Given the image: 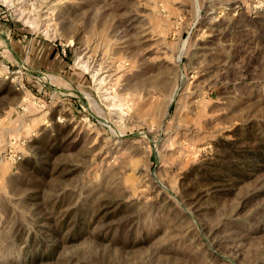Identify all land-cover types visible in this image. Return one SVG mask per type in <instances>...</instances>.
<instances>
[{"label":"rangeland","instance_id":"1","mask_svg":"<svg viewBox=\"0 0 264 264\" xmlns=\"http://www.w3.org/2000/svg\"><path fill=\"white\" fill-rule=\"evenodd\" d=\"M0 18L40 45L0 55V264H264V0Z\"/></svg>","mask_w":264,"mask_h":264},{"label":"crops","instance_id":"2","mask_svg":"<svg viewBox=\"0 0 264 264\" xmlns=\"http://www.w3.org/2000/svg\"><path fill=\"white\" fill-rule=\"evenodd\" d=\"M43 46V45H42ZM44 48V47H43ZM40 49V45L34 46L33 40L28 38L16 39L15 32L13 31L11 25L8 22H5V19L0 18V55L9 63H13L14 61H20L25 56L31 53V55L35 52H38ZM48 50V49H47ZM34 55V54H33ZM58 69H61V73L65 75L68 79H65V83H70L71 76L68 73L71 72V67L68 65L66 59L61 57V59L57 60ZM54 61H52L51 54L48 50L47 54L43 53L42 60L38 58H31L29 62V67L33 71L39 72L41 68L45 70L53 71ZM56 66V67H57ZM46 76L44 78L48 79L49 73H44ZM66 84H64L65 86Z\"/></svg>","mask_w":264,"mask_h":264},{"label":"bare ground","instance_id":"3","mask_svg":"<svg viewBox=\"0 0 264 264\" xmlns=\"http://www.w3.org/2000/svg\"><path fill=\"white\" fill-rule=\"evenodd\" d=\"M52 7V6H51ZM87 95H88V97L92 100V98H91V96H90V94L89 93H87Z\"/></svg>","mask_w":264,"mask_h":264}]
</instances>
